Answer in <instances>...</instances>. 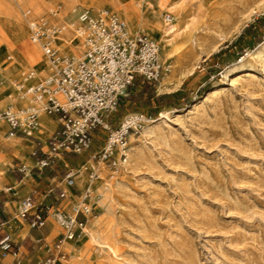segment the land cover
Wrapping results in <instances>:
<instances>
[{"label": "rangeland", "instance_id": "rangeland-1", "mask_svg": "<svg viewBox=\"0 0 264 264\" xmlns=\"http://www.w3.org/2000/svg\"><path fill=\"white\" fill-rule=\"evenodd\" d=\"M260 4L264 0L194 1L206 13L195 25L194 43L184 39V54L166 61L176 64V81H182L178 90L160 93L164 80L156 85L139 81L121 102L114 127L127 116L145 113L153 116L156 135L143 137V130L129 140L130 154L137 148L141 156L131 172L125 174L130 160L113 181L114 171L101 168L111 185L121 180L123 186L111 204L115 219L104 218L101 224L109 248L92 243L85 264H264V66L239 69L264 43ZM60 8L65 6L58 1L52 12ZM102 10L119 16L109 6ZM158 14L162 22L168 14L174 17ZM218 34L228 39L221 42ZM26 45L31 46L29 38ZM15 51L13 43L5 47L0 41V61ZM145 86L156 97L170 99L142 96ZM62 159L65 169L84 171L85 177L96 166L87 156ZM78 181L74 203L87 182L81 189ZM97 208L96 203L95 216Z\"/></svg>", "mask_w": 264, "mask_h": 264}, {"label": "built area", "instance_id": "built-area-1", "mask_svg": "<svg viewBox=\"0 0 264 264\" xmlns=\"http://www.w3.org/2000/svg\"><path fill=\"white\" fill-rule=\"evenodd\" d=\"M62 8L58 9L57 13ZM170 15L166 16L169 21ZM264 19V15L261 17ZM77 33L83 40L85 55L78 63L60 56L53 47V38L59 30L44 22L31 24L33 45H40L43 54L54 66L55 74L42 83H34L35 73L24 76L16 86L12 97L13 105L0 113V124L9 127L16 135L34 138L39 128L41 116L54 118L58 129L48 140L47 152L39 162L38 171L58 166L61 157L87 156L95 169L86 170L87 187L77 196L78 202L68 201L66 189H52L48 196L53 205L44 206L40 213L32 197L20 202L17 218L32 217V227L39 228L48 218H54L61 229V235L52 243L54 254L50 259L38 264H57L65 261L68 241L79 239L86 228L90 216L95 214L94 192L91 185L99 179L101 168L117 172L129 161L130 135H139L154 118L145 113H135L123 118L114 127V117L121 102L129 96L131 89L139 82L160 84L169 73L160 61L159 46L146 35L139 34L134 39L127 37V23L117 14L106 10L94 14L83 11L79 17ZM30 102L25 107L16 108L18 101ZM59 157V158H58ZM79 170L66 169L63 182L73 191L77 187ZM9 188L6 194L12 193ZM37 193L34 192V196ZM63 204L65 206H63ZM5 211H0V250L5 253L15 251L11 237L5 232Z\"/></svg>", "mask_w": 264, "mask_h": 264}, {"label": "bare ground", "instance_id": "bare-ground-1", "mask_svg": "<svg viewBox=\"0 0 264 264\" xmlns=\"http://www.w3.org/2000/svg\"><path fill=\"white\" fill-rule=\"evenodd\" d=\"M58 1L63 3L65 9L59 13L52 12ZM155 1L156 0H0V41L5 47L8 42L16 46L13 57L8 56V60L3 58L0 61V99L2 100L0 108L13 105L11 98L16 94L15 91L18 84L16 81L22 73L34 72L36 76L34 83L36 84L44 82L55 74L54 66L43 54L40 45H33L32 43L31 46L26 45L28 38L30 39L32 35V23L44 22L48 26H53L59 30L53 38V47L59 52L60 56L72 59L75 63L83 59L86 49L83 40L77 33L78 27L80 26L79 17L83 11H86H80L82 7L93 9L91 11L94 14L104 11L102 9L107 6L114 8L120 18L127 23V37L129 39H134L135 36L142 33L146 34L147 38H150L149 40L154 43H157L153 41L154 39L159 41L162 45L161 52V47L159 43H157L159 46L160 61L162 63L165 59V64H163L164 62L162 64L169 70L168 75H166L163 83L160 85L159 92H172L179 88L182 81H176V73L178 72L176 64L170 67L169 65L167 66L166 61L173 60L184 54V49L187 45L186 42H183L184 39H190V42L194 43L195 25L197 21L203 19L206 13L204 14L203 11L204 6L194 5V1L196 0H165L163 4H154ZM117 6H121L122 9H118ZM260 9L264 10V4L260 6ZM23 10H25V13L23 17H21L24 18L25 21L20 18L19 14ZM158 11L161 13L167 11L173 14L174 17L172 19L170 15L171 18L169 21L164 19V22H162V18L158 14ZM25 22H30L28 29L25 26ZM132 36H134V38ZM226 39L228 38H226L225 35L218 34L219 41L224 42ZM195 41L197 42V40ZM78 55L81 57H78ZM248 57L249 58L239 67L243 72L247 71L249 68H253V65L264 66V43ZM189 73L191 72L187 71L183 73L182 76L186 77ZM2 79L7 80L9 85H4L1 81ZM28 104H30V102L24 99L19 101L18 105L16 104L17 106L15 105V107L18 108L19 105L26 106ZM3 111L1 110V112ZM42 120L43 116L40 117L39 122ZM49 127L55 130V124L53 122L49 124ZM0 128L2 129L1 124ZM5 129L6 128H4V130ZM154 134V127L147 125L144 128L143 137L154 136ZM35 136L38 137L37 135ZM129 140L130 143L134 142V136L130 135ZM1 141H3V139H1ZM131 152L132 153L129 155L130 161L129 164L126 165L127 169L125 170V174L133 170L136 164L139 163L141 157H139L140 154L137 148H131ZM31 166L32 163L27 162V167L30 168ZM84 174V171H79L78 180L80 178V181H86ZM107 175V171L100 169L99 179L94 181L91 185V189L94 192V202L98 205L96 213L101 219L99 220V217L97 218L95 215L90 216L89 222L83 231L82 240L89 239L90 242L95 244L98 248L108 250L109 243L107 242L101 224L104 218H109V220L115 219L113 218L114 215L113 217L111 215V204L116 201V191L123 185L121 180L111 185L110 182L107 181V179L109 180ZM86 177L88 179V175ZM65 189L68 191L69 201L75 195L67 187H65ZM69 242L71 241H68L67 245L73 247L74 244Z\"/></svg>", "mask_w": 264, "mask_h": 264}, {"label": "crops", "instance_id": "crops-1", "mask_svg": "<svg viewBox=\"0 0 264 264\" xmlns=\"http://www.w3.org/2000/svg\"><path fill=\"white\" fill-rule=\"evenodd\" d=\"M14 96L15 94L12 97ZM169 96H165L161 102L169 100ZM18 103L19 101L16 104L18 105ZM8 106L1 107L0 112ZM21 107L25 106H18V108ZM51 122L55 124V130L49 127ZM39 123V130L35 134L38 137L35 136L34 138L13 134L8 126L1 124L0 141L1 139L3 141L0 143V211L6 212L4 229L11 237L15 251L5 253L0 250V264H38L41 260L50 259L54 254L52 243L61 235V229L54 218L46 219L44 225L39 228L32 227V217H28L26 220L17 218L21 201L32 197L39 212L43 213L44 206L54 204L52 197L48 196V192L52 189H65L63 178L66 172L65 168H68L65 159H61L58 166L55 165L42 172L37 170L39 162L44 159V154L47 152L48 140L58 129V124L54 118L43 116V120ZM67 159L74 160L72 158ZM71 160L69 162L72 163ZM77 161V163H81V161ZM27 162L32 163L30 168L27 167ZM85 180L87 181V177ZM86 181H80L79 178L78 183L81 184V189ZM85 184L86 188L87 182ZM9 188H12L13 191L6 194L5 191ZM34 192L37 193L35 196ZM68 202L74 203L70 199L64 204L66 205ZM64 204L63 206H65ZM52 210L57 211V205L54 204ZM1 222L3 221L0 220ZM2 237L3 234H0V239ZM69 243H73L74 246L66 245L65 251L68 258L65 261H59L57 264H85L91 254L92 243L90 240H82L81 236Z\"/></svg>", "mask_w": 264, "mask_h": 264}, {"label": "trees", "instance_id": "trees-1", "mask_svg": "<svg viewBox=\"0 0 264 264\" xmlns=\"http://www.w3.org/2000/svg\"><path fill=\"white\" fill-rule=\"evenodd\" d=\"M149 94L150 100L154 99L156 101H162L165 99V96H161V97H156L155 95V90H150L147 86H145L142 90V96H144L145 94Z\"/></svg>", "mask_w": 264, "mask_h": 264}]
</instances>
